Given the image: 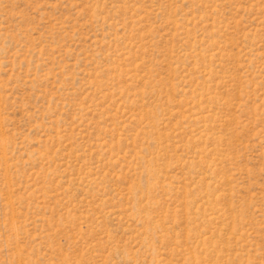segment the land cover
I'll return each instance as SVG.
<instances>
[{"label": "rangeland", "instance_id": "obj_1", "mask_svg": "<svg viewBox=\"0 0 264 264\" xmlns=\"http://www.w3.org/2000/svg\"><path fill=\"white\" fill-rule=\"evenodd\" d=\"M0 264H264V0H0Z\"/></svg>", "mask_w": 264, "mask_h": 264}]
</instances>
